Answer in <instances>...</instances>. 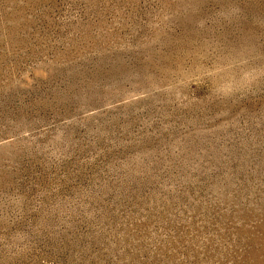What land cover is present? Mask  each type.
Returning <instances> with one entry per match:
<instances>
[{
  "label": "rangeland",
  "instance_id": "1",
  "mask_svg": "<svg viewBox=\"0 0 264 264\" xmlns=\"http://www.w3.org/2000/svg\"><path fill=\"white\" fill-rule=\"evenodd\" d=\"M0 264H264V0H0Z\"/></svg>",
  "mask_w": 264,
  "mask_h": 264
}]
</instances>
